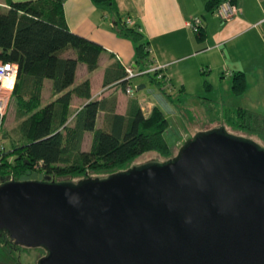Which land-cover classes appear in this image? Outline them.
I'll list each match as a JSON object with an SVG mask.
<instances>
[{
    "label": "water",
    "instance_id": "obj_1",
    "mask_svg": "<svg viewBox=\"0 0 264 264\" xmlns=\"http://www.w3.org/2000/svg\"><path fill=\"white\" fill-rule=\"evenodd\" d=\"M66 183L0 185V231L43 248L37 264H264V147L248 138L197 132L164 164Z\"/></svg>",
    "mask_w": 264,
    "mask_h": 264
},
{
    "label": "trees",
    "instance_id": "obj_2",
    "mask_svg": "<svg viewBox=\"0 0 264 264\" xmlns=\"http://www.w3.org/2000/svg\"><path fill=\"white\" fill-rule=\"evenodd\" d=\"M63 1L7 0L8 7L0 8V62L17 66L11 95L15 99L16 117L19 119L12 136L4 129L5 116L0 117V140L6 142L5 145V142H0V178L12 176L17 180L36 170L55 180L62 177L86 178L91 173L107 177L124 171L135 158L146 152L155 151L170 158L172 153L164 136L168 120L156 105L146 114L139 101L131 98L125 114H118L114 98L89 100L76 112L70 111L73 95L90 98L88 79L72 86L77 64L82 62L88 71L94 70L103 48L69 30ZM220 1L210 0L207 7L211 9ZM92 2L108 7L116 14L113 20L117 25L116 33L135 44L134 67H147L148 42L137 24L128 26L118 17L115 0ZM197 34L200 38L204 36L202 32ZM124 76L122 66L116 78L123 88L127 83ZM44 79L51 82L52 100L43 104ZM157 82L161 88L162 81ZM231 90L235 95L246 90V79L241 71L233 74ZM100 112L103 115L97 127ZM227 121L233 129L264 140L263 114L236 107L227 116ZM86 132L92 135L88 150L82 149ZM250 140L260 145L252 138ZM38 163L41 165L36 169ZM20 248L28 249L14 244L6 230L0 231V264H21L15 254ZM37 248L43 250L42 255L45 254L43 248Z\"/></svg>",
    "mask_w": 264,
    "mask_h": 264
},
{
    "label": "crops",
    "instance_id": "obj_3",
    "mask_svg": "<svg viewBox=\"0 0 264 264\" xmlns=\"http://www.w3.org/2000/svg\"><path fill=\"white\" fill-rule=\"evenodd\" d=\"M208 1L115 0L118 17L123 21L130 18L148 42V65L163 66L161 86L169 88L168 91L213 93L215 86L220 88L223 84L226 88L230 87L229 78L241 71L246 79V90L242 95L249 97L252 93L259 97L264 92V0H232L236 13L228 20H222L215 7L208 8ZM7 5V0H0V8H7ZM62 8L70 31L103 48L94 70L88 71L84 63L77 64L72 86L88 79L90 98L73 95L70 111L76 112L89 100L108 101L115 98V112L125 114L128 101L136 97L126 94L116 77L124 64H134V42L116 33L117 25L113 20L117 16L108 7L95 4L92 0H64ZM195 17L201 20L202 38L188 26ZM79 69L80 78L76 79ZM46 80L49 84L44 94ZM141 85L145 87L144 84L137 87ZM50 88V80L44 79L43 104L52 100ZM229 92L233 95L232 90L229 89ZM252 94L250 97L254 101L256 98ZM209 96L203 97L204 100L214 102L215 97ZM139 103L146 114L156 105L145 98ZM236 107L255 110L251 105L242 103L233 106ZM102 115L103 112L98 114L97 127ZM91 136V132L84 134L82 149H89ZM89 137L90 142L85 145Z\"/></svg>",
    "mask_w": 264,
    "mask_h": 264
},
{
    "label": "rangeland",
    "instance_id": "obj_4",
    "mask_svg": "<svg viewBox=\"0 0 264 264\" xmlns=\"http://www.w3.org/2000/svg\"><path fill=\"white\" fill-rule=\"evenodd\" d=\"M71 53H67L70 55ZM82 63V62H79ZM80 78V69L76 75V79ZM165 80V79H164ZM229 80L232 81V78ZM227 79V82L229 83ZM159 81V80H158ZM224 82V81H222ZM49 82L46 80V85L44 89V94L47 90ZM139 84H144L145 87L137 89ZM128 85L132 89V96L136 97L140 102H143L144 98L151 100L156 104L165 114L168 120L167 128L164 132L165 139L168 143L170 151L172 153L171 157L177 154L183 142L192 137L197 132H211V131H222L232 137V138H252L258 142L261 146H264V140L260 139L254 134H249L247 132L236 130L230 127L227 123V116L231 115L232 111L235 109L237 103H242L246 106H250L255 109L254 111L264 115V92L257 97L254 101L251 99V94L246 97L241 94L233 95L230 94V87L226 88L221 84L220 88L214 87L213 93L206 92L205 94H199L194 91H179L173 90L168 91L169 88H165L163 85L159 87V83L153 73H147L144 75H138L132 78ZM161 85V84H160ZM164 89V90H163ZM166 89V90H165ZM209 93V94H208ZM210 95V96H209ZM7 96V106L5 111V121L4 129L12 136H14V131L19 119L16 117V102L12 97L11 92L6 93ZM202 96V97H201ZM215 97V101H206L203 97ZM244 96V97H243ZM222 99V100H221ZM251 103V104H249ZM72 117H70L71 119ZM5 142L0 140V142ZM90 142V137L85 140V145ZM6 142L4 143V145ZM167 157H163L155 151L146 152L135 158L125 169L132 168H142L148 165H161L166 163ZM123 171V170H122ZM103 177L104 174H93L91 173L89 177ZM87 178V177H86ZM84 178H73L68 177L57 178L56 182L68 183L75 185ZM74 182V183H73ZM43 250L38 248H20L16 251V258L21 264H37L38 258L42 255Z\"/></svg>",
    "mask_w": 264,
    "mask_h": 264
},
{
    "label": "built area",
    "instance_id": "obj_5",
    "mask_svg": "<svg viewBox=\"0 0 264 264\" xmlns=\"http://www.w3.org/2000/svg\"><path fill=\"white\" fill-rule=\"evenodd\" d=\"M216 12L218 16L222 20H228L232 18L235 13H236V8L232 2V0H221L217 6H216ZM126 25H131L132 20L130 18H127L125 20ZM188 26L195 32L199 33L200 32V26L201 22L198 17H195L191 20V22L188 24ZM124 71H125V76L124 79L126 80V85L124 88V91L126 94L131 95L132 94V89L128 85L129 81L134 78L135 76L138 75H144L147 73H153L156 77L157 80L162 81L164 76L161 73V70L163 66L156 65V66H150L148 65L145 68H136L134 67L133 64H124L123 65ZM16 75H17V66L15 64H10V63H0V117H3L5 115L6 111V106H7V92H11L12 88L14 86L15 80H16ZM4 78H12L11 86L7 87L2 84V80ZM2 151V147L0 146V152ZM41 164L38 163L36 166V169L40 166ZM36 172H38L36 170ZM12 176H6L3 179L0 178V185L5 183V182H10L13 181Z\"/></svg>",
    "mask_w": 264,
    "mask_h": 264
},
{
    "label": "bare ground",
    "instance_id": "obj_6",
    "mask_svg": "<svg viewBox=\"0 0 264 264\" xmlns=\"http://www.w3.org/2000/svg\"><path fill=\"white\" fill-rule=\"evenodd\" d=\"M219 3V2H218ZM217 3V4H218ZM217 4H216V6H217ZM216 6H215V10H216ZM199 18V17H198ZM200 19V18H199ZM200 22H201V20H200ZM201 28H202V24H201V26H200V30H201ZM148 49V48H147ZM149 50V49H148ZM1 63V62H0ZM11 64V63H10ZM11 82H12V78H4L3 80H2V84L4 85V86H7V87H9V86H11Z\"/></svg>",
    "mask_w": 264,
    "mask_h": 264
}]
</instances>
